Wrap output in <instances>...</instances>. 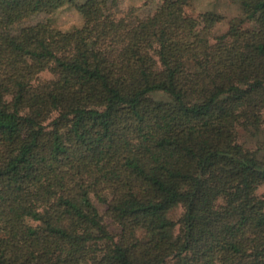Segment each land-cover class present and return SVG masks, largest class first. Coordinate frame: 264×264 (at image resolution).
<instances>
[{
    "label": "trees",
    "instance_id": "trees-1",
    "mask_svg": "<svg viewBox=\"0 0 264 264\" xmlns=\"http://www.w3.org/2000/svg\"><path fill=\"white\" fill-rule=\"evenodd\" d=\"M118 1L0 0V264H264V0Z\"/></svg>",
    "mask_w": 264,
    "mask_h": 264
},
{
    "label": "rangeland",
    "instance_id": "rangeland-1",
    "mask_svg": "<svg viewBox=\"0 0 264 264\" xmlns=\"http://www.w3.org/2000/svg\"><path fill=\"white\" fill-rule=\"evenodd\" d=\"M83 1L85 0H75L76 3ZM161 2L162 0H119L115 12L120 15L133 9V15L128 19L131 24L154 12L161 5ZM204 11H213L222 16L221 21L214 27V35L224 33L229 26L230 20L242 15L241 8L235 0H190L186 6V12L189 15H197L199 12ZM43 20L50 21L55 28L67 30L81 26L83 16L73 4H66L51 14L37 13L30 15L26 19L21 20L20 25L14 24L12 28H17L21 24H34ZM262 114L264 120V110ZM262 138L264 139V131L262 132ZM262 193H264V187H262ZM99 209L102 210L100 205ZM176 211L178 214L180 209L178 208ZM105 221L108 223L109 228L113 230L114 226L109 223L110 221L107 218H105Z\"/></svg>",
    "mask_w": 264,
    "mask_h": 264
}]
</instances>
